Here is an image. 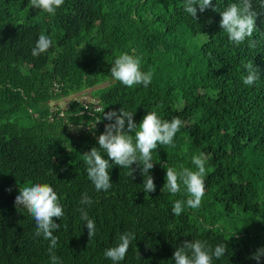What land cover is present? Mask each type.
<instances>
[{
	"label": "trees",
	"instance_id": "16d2710c",
	"mask_svg": "<svg viewBox=\"0 0 264 264\" xmlns=\"http://www.w3.org/2000/svg\"><path fill=\"white\" fill-rule=\"evenodd\" d=\"M212 2L219 11L201 13L197 5L195 20L185 0H64L54 15L30 0H0V264H51L50 241L35 236L32 215L15 207L20 187L34 183L53 186L63 205L53 233L62 264H113L104 252L125 232L136 239L119 264H175L176 248L197 239L213 249L227 245L213 264H258L252 256L264 247V0H252L261 16L240 45L220 27L221 12L240 0ZM42 33L52 46L33 56ZM124 52L153 72L147 88L112 78ZM249 61L260 69L252 86L242 80ZM88 89L94 100L83 104L74 94ZM72 95L67 108L53 105ZM121 107L137 124L153 110L184 122L173 145L152 153L154 193L143 191L139 169L134 179L131 169L113 165L107 191L88 178L83 153L98 147L109 123L104 111ZM201 153V206L185 205L176 216L173 203L186 201L187 189L161 192L162 165L197 170L192 158ZM85 193L90 205L81 203ZM81 209L95 222L91 241Z\"/></svg>",
	"mask_w": 264,
	"mask_h": 264
},
{
	"label": "clouds",
	"instance_id": "9594fccd",
	"mask_svg": "<svg viewBox=\"0 0 264 264\" xmlns=\"http://www.w3.org/2000/svg\"><path fill=\"white\" fill-rule=\"evenodd\" d=\"M30 4L54 15L56 10L64 4V0H30ZM197 5L201 13L209 8L219 11L218 5L214 7L212 0H185L184 10L195 20L199 19ZM260 6L264 8V3ZM260 16L261 13L253 8L252 0H240L239 4L230 3L221 12L220 27L228 34L232 43L240 45L246 38L253 36L257 18ZM52 43L51 38L42 33L32 50V55L39 56L47 52ZM249 46L255 47V41H249ZM141 61L142 58L138 55L121 53L112 64L110 70L112 78L129 88L136 85H143L147 88L152 83L153 72L151 70L142 71ZM243 67L247 69V75L242 77L243 83L248 86L254 85L260 79V69L257 66L254 67L251 61ZM134 116L135 113L125 110L124 107L119 110L104 111L102 120H107L109 123L106 124L104 132L97 137L98 147H92L90 151L83 153L88 178L97 191H107L112 187L109 169L113 165L131 169L130 175L132 176L139 169L144 177L143 191L145 194L156 191L154 177L150 174V170L155 167L152 153L158 149V145H173L174 137L184 122L179 117H173L171 120L162 119L156 110L148 112L139 124L134 120ZM192 163L196 165L197 170L182 166L176 168L167 164L162 165L166 169V183L161 192L166 191L176 195L181 190V184L187 189V200H175L173 203L172 212L176 216L182 213L185 205L191 209L199 208L205 195L206 158L204 154L193 156ZM133 164L137 166L135 169L132 167ZM133 178L135 179L134 176ZM81 203L89 205L92 203L87 193L82 195ZM15 207L17 209L23 207L32 215L36 223L35 236H43L44 239L50 241L51 264H62L54 251L59 237L53 233L61 227V224L57 223L54 218L62 219L65 213L53 186L47 183H34L20 187L19 194L15 198ZM81 218L86 221L91 241L96 234L95 222L89 219L84 209H81ZM135 239L136 235L133 232L122 233L118 243L105 250V257L113 261V264H119L125 259ZM226 251L227 245L224 243L216 245L213 249L206 241L184 240L176 248L173 260L175 264H213V258L218 260L226 254ZM262 257H264V247L259 248L252 256L258 264Z\"/></svg>",
	"mask_w": 264,
	"mask_h": 264
},
{
	"label": "rangeland",
	"instance_id": "374dc122",
	"mask_svg": "<svg viewBox=\"0 0 264 264\" xmlns=\"http://www.w3.org/2000/svg\"><path fill=\"white\" fill-rule=\"evenodd\" d=\"M91 90L92 89H88V90H85L83 92L76 93V94H74V96L76 97L77 100L81 101L83 104H87V103H89V102L94 100L93 97H92ZM74 96L72 95V97L63 98L60 101L54 102L53 105L57 104L60 108L65 109V108H67L69 101Z\"/></svg>",
	"mask_w": 264,
	"mask_h": 264
}]
</instances>
